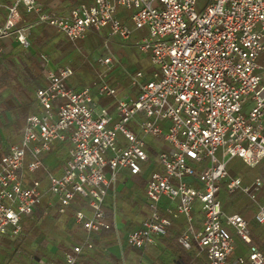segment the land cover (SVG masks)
Returning a JSON list of instances; mask_svg holds the SVG:
<instances>
[{
    "label": "built area",
    "instance_id": "built-area-1",
    "mask_svg": "<svg viewBox=\"0 0 264 264\" xmlns=\"http://www.w3.org/2000/svg\"><path fill=\"white\" fill-rule=\"evenodd\" d=\"M120 7L131 12L128 19L119 17ZM21 9L36 20L25 19ZM41 24L72 42L91 31L124 41L145 31L135 46L149 56L151 78L126 70L139 93H122L109 82L120 65L110 55L101 59L105 69L94 82L75 89L73 65L40 53L46 84L36 89L19 140L0 157V243L24 245L44 204L37 221L54 210L79 237L55 250L47 232L54 255L40 257V264H80L95 250V237L124 229L107 198L116 197L127 171L132 183L144 181L146 195L139 224L125 236L140 250V264H151L142 258L146 249L162 244L181 220L178 241L198 249L199 257L204 252L199 264H264L249 221L226 212L221 200L224 184L231 194L242 189L264 233V176L245 182L228 170L239 158L264 173V0H75L63 10H45L38 0H0L2 65L15 63L11 54L27 64L32 32ZM237 236L245 252L236 251ZM31 248L26 257L34 260L38 246Z\"/></svg>",
    "mask_w": 264,
    "mask_h": 264
},
{
    "label": "rangeland",
    "instance_id": "rangeland-1",
    "mask_svg": "<svg viewBox=\"0 0 264 264\" xmlns=\"http://www.w3.org/2000/svg\"><path fill=\"white\" fill-rule=\"evenodd\" d=\"M120 10L124 11L126 14L131 13L130 11H128L124 7H120ZM22 13H23L24 18L29 19V21L37 18L35 13L26 14V13H24L23 10H22ZM56 35H58L57 32H56ZM58 36L61 38V42H59L58 44L52 43L50 45V48L54 52L53 54L56 53V56L63 58V61L65 60L64 63L69 62L73 65V67L76 69V75L74 78L77 79L76 83L80 87L87 86L96 80V78L99 76L101 71L103 69H105L102 67L101 59L108 57L110 55L122 57V59L125 61V63H124L125 69L126 68L132 69L134 71L136 69L143 70L144 73L146 74L145 75L146 77H147V75L148 76L151 75L152 66H151L149 58L147 57V54L145 55V54H142L141 52H139V50L134 46L135 44H133L134 41L132 39H130L127 43H124L123 41L120 40L119 37L108 36L105 31L103 33L98 32V31H91L84 39L78 40L76 42H72L62 35H58ZM25 57H27V56L23 52V58H25ZM9 58L13 59L15 63L9 62L7 60L6 61L7 67H6L5 65H2V63L0 62V72H4V70H6V69L10 70L11 68H17L18 70H22V69H20L22 64H19L13 58L12 54ZM95 59H97V60H95ZM60 60H62V59H60ZM26 61L28 63V58L26 59ZM111 73H112V71H111ZM120 75L124 78L126 77V79L119 80L118 77H120ZM114 80H115V83L119 82V83H121L120 86L123 85L127 89H129L131 87V84H132L131 77L129 76V74L123 75L121 72H117L116 74H114V76L110 78L109 82L114 84L113 83ZM45 84H46V82H45ZM6 86L11 88L9 85H6ZM7 90H8L7 87L6 88L1 87L0 88V96H2L1 94L4 93V97H5ZM35 92H36V90H35ZM34 98H35V94H34ZM107 101L108 100L104 99L103 103H106ZM21 102L23 103L22 100H21ZM33 102H34V100H33ZM10 111L11 110L9 109V107L4 106L3 99L1 97L0 98V134L3 131V133H5V137L7 136V138H9V140H8L9 143H13L19 139L21 134H18V135L16 134V135L11 136L10 134L8 135V132H6V128L11 123V115L12 114L10 113ZM22 114L24 115L25 118L27 117L25 115L26 112L22 113ZM1 152H3V151H0V153ZM0 156H1V154H0ZM61 158H64V156L61 155ZM240 162H241V164H240L241 167L240 168L238 167L239 168L238 170L242 171L244 174L249 176V174H251V173L249 171L246 172L248 168L244 165V162L241 161V159L235 158L234 162L233 161L231 162L234 164H230V165H232L234 167L237 165V163L239 164ZM243 167H245V169ZM234 169L235 168H233L232 171H234ZM249 170L253 171L254 172L253 174H255V175H259V176L263 175L264 176V173H262V171L259 168L249 169ZM38 174L39 173H34L35 176H37ZM243 184H245V183H243ZM223 189H225V184L223 185ZM223 192L221 195V200L224 201V203H225V211L226 212L236 211L234 206H233V204H235L233 201H243V200L249 201V199L246 198V195L244 194L242 189H238L236 192H234L232 194L231 193L228 194L226 192L223 193ZM123 193H124V197L121 199V201L118 200L117 202L122 203V205H123L122 209H121L122 212L125 213L123 215L126 216V214L129 213V214H127V216L130 218L128 219V221L126 222V224L124 226V230H125L124 234H125L131 228H133L134 226L137 225L136 221L139 220L140 216H137L136 214L134 215L133 213L130 214V212L128 210L129 205H130V203H129V201H130L129 192L124 191ZM262 195L264 196V193L259 195V200H261V201H262L261 198H263ZM226 199H230L232 201L226 200ZM243 206H244V204H243ZM38 216H39V213L37 214L36 217H38ZM122 223H123V221H121V225H122ZM43 224H45V226L43 225V228H47L50 230V235L52 237V241H53L52 245L53 246L58 245L59 243H62L64 241L66 242V240H68L67 234L63 231H60V229H58L56 226H54V222L51 219L44 221ZM43 228L42 229L36 228L35 230L30 231L28 234V238L24 242V247H23L22 242L21 243H19V242L14 243V244L19 245V247L24 248V253H23V256H21V257L19 255H17L16 252L14 253L11 251L8 252V251L4 250V248L1 246L0 247V264H28L23 259L27 253L33 252L32 248H31V246L33 244L35 246H38V248L35 250V256L36 257L38 255V257L40 258L43 255H45L47 253V251H45V252L43 251L44 254L39 251V247H40V250L43 249V247L47 244V241H48L45 238L47 231H43ZM112 231L116 234V242H114L113 244H105L101 240L97 241L98 243L95 245V248H94L95 249L94 252H96V251L97 252L94 255L95 258L93 259V261H101L102 263L106 262L105 264H107L108 262H110V259L108 260V258H105L102 253H104L108 247L114 248L116 246V244L122 245V247H123L124 235L122 234V232L120 231L118 233L120 236V238H118L117 237L118 234L115 232V230L113 229ZM71 237H72L71 240H73V241L78 240L76 237V232H72ZM117 241L120 243H118ZM10 242H11L10 244H13L12 241H10ZM98 251H100V253ZM48 254L54 255L53 253H48ZM15 256L19 259V261L13 262L11 260V259L15 258Z\"/></svg>",
    "mask_w": 264,
    "mask_h": 264
},
{
    "label": "trees",
    "instance_id": "trees-1",
    "mask_svg": "<svg viewBox=\"0 0 264 264\" xmlns=\"http://www.w3.org/2000/svg\"><path fill=\"white\" fill-rule=\"evenodd\" d=\"M125 16H126V13L125 14H119V17L121 19H125ZM56 36H57L56 31L51 26H49L47 24H42L40 26H37L33 30L32 35H31V39L34 43L35 52H34L33 58L30 61V63L29 64L27 63L26 65H21L20 69H22V70H18L17 68H11L10 70L6 69V70H4V72H0V88L1 87L2 88L3 87L8 88V90L6 91L5 97H4V93H2L1 94L2 96H0V98L2 97L4 106L9 107V109L11 110L10 113L14 116L13 117L11 115V123L6 128V132H8V135L10 134L12 136V135H16V134L17 135L22 134L23 127H24L25 120H26V118L24 117V115L22 113L26 112L25 115L27 116V114L30 113L31 111H33V109L35 108V106H33L35 90L37 88L43 86L46 82V79H45V63L41 59L40 53L42 51L48 52V53H54L51 50L50 45L52 43H54V39ZM95 60H97V59H95ZM115 72L117 73L120 71H115ZM115 72H113V73L110 72V78L113 77L114 74H116ZM122 74H123V72H122ZM123 75H125V74H123ZM118 79L119 80L126 79V77L124 78L120 75V77H118ZM145 79L148 80L150 78L147 75V77L145 76ZM113 83L121 85V83H119V82L115 83V80ZM6 85H9L11 88H9ZM121 88H122L121 89L122 92L129 91V92L135 93V94L139 93V89L137 88V86H134L133 84H131V87L129 88L130 90L125 88L123 85L121 86ZM21 100L23 101V103L21 102ZM8 140H9V138H7V136L5 137V133L2 135L0 134V151H3V149L10 144ZM0 154H2V152ZM62 155H64V153ZM234 160H233V162H234ZM230 164H234V163H230ZM240 164H241V162L239 164L237 163V165L234 167L232 165H229L228 170H229L230 176L234 177V176L241 174V173H242L241 175H243V176L246 175L242 171L238 170L241 167ZM244 165L248 168L246 172L249 171L251 174L254 173L253 171L249 170L250 168L245 163H244ZM233 168H235L234 171H232ZM243 168L245 169V167H243ZM140 183L143 184L144 182L142 181ZM142 189H143L142 185H139V191H142ZM223 191L228 193L225 189H223ZM228 194H230V193H228ZM221 195H222V193H221ZM122 198H123V195L121 196V199ZM129 198H130L129 207H132L136 204L137 200L132 201L133 200L132 196ZM226 200H230V199H226ZM230 201H232V200H230ZM141 202H143V205L146 203V201H144V200ZM233 202L235 203V204H233L235 210L241 211L244 203H240V201H233ZM222 203H223V207H224L225 206L224 201H222ZM244 205L247 206V203ZM122 206L123 205H121L120 209H122ZM38 213L39 212H36L34 218H32L30 220L31 225L29 227H27L30 231H33L36 228L42 229L43 225L45 226V224H42L40 226H36V219L38 218L36 216ZM239 213H241V212H239ZM242 214H244V213H242ZM254 221L255 222H253V224L255 223L256 224V225L254 224L255 226L260 227L259 230L262 232L263 226L260 225L255 220V218H254ZM249 223H250V221H249ZM183 224H184L183 220L174 223L169 228V233L165 238V242H166L167 246L170 247L174 251V254L176 255L178 260H181L187 264H199L205 256L204 252L202 253V256L199 257L197 255L198 249L194 248L191 250H187L178 241V237H179V234L183 228ZM72 230H74V228ZM100 237H101L100 240L102 242H104L105 244H113L114 242H116V234L112 230L103 231L101 233ZM253 237H254V239H256L255 233H254ZM123 240H124L123 241V248L125 250V254H129V255H133L135 253L139 254V252H140L139 249L134 250L130 245L127 244V242L125 241V238ZM16 242L17 241H12L13 244H10L11 242L7 238H5V240H3L0 243V247L2 246L4 248V250H6L8 252H10V251L14 252V253L16 252L17 255H19L21 257V256H23V253H24V248H23L24 245H23V247H19V245L14 244ZM254 242L264 252V242L261 240H258V241L255 240ZM19 248H21V251H19ZM43 249H45V248L43 247ZM43 249L40 250L41 253L43 252ZM236 251H237V249H236ZM237 252H239V251H237ZM104 257L108 258V260L110 259V262H108V264H122V261L119 259V257H117L113 254H111V256L108 255V256H104ZM93 259L87 257V255H83L80 259V264H101L99 262L94 263ZM11 260L13 262L19 261V259L16 256H15V258H13ZM23 260L25 262H27L28 264H40L39 259H38V255L34 260H29L26 256L24 257Z\"/></svg>",
    "mask_w": 264,
    "mask_h": 264
},
{
    "label": "crops",
    "instance_id": "crops-1",
    "mask_svg": "<svg viewBox=\"0 0 264 264\" xmlns=\"http://www.w3.org/2000/svg\"><path fill=\"white\" fill-rule=\"evenodd\" d=\"M80 1H83V2H90V0H80ZM73 2H75V0H38V4L41 6V7H43L45 10H53V9H61V10H63V9H65V7H66V5H68V4H70V3H73ZM119 14H125V12L124 11H121V10H119ZM128 19V14H126V16H125V19ZM27 20H29V19H27ZM34 20H36V19H34ZM124 20V19H123ZM30 21H33V20H30ZM129 24H130V22H129ZM42 25V24H41ZM38 26H40V25H38ZM36 28V27H35ZM34 28V29H35ZM53 28V27H52ZM56 31V30H55ZM146 34V32L145 31H140V30H136L135 32H134V34H133V36H132V40L134 41V43L133 44H135L138 40H140L144 35ZM32 40V39H31ZM121 41H123L124 43H127L129 40H126V41H124V40H122V39H120ZM33 42V41H32ZM59 42H61V38L57 35L56 37H55V39H54V43L53 44H55V43H59ZM135 46V45H134ZM136 47V46H135ZM137 48V47H136ZM33 49H34V43H33ZM34 52H35V49L33 50V52H32V54L31 55H29V57H28V64L30 63V61L32 60V58H33V55H34ZM140 52V51H139ZM142 53V52H141ZM53 56H54V58H55V61H57V62H65V60L63 61V58H60V57H58V56H56V53L55 54H53V53H51ZM142 54H145V53H142ZM146 55V54H145ZM117 57V56H116ZM147 57L149 58V56L147 55ZM119 60H120V65H118V68H115V69H118V70H116V71H120L121 73L123 72V74H126V70L127 71H129V70H132V69H125V66H124V63H125V61L122 59V57H117ZM60 59H62V60H60ZM122 60V61H121ZM149 60H150V58H149ZM134 69V68H133ZM136 70H138V69H136ZM143 71V70H142ZM144 72V71H143ZM74 78V77H73ZM71 79V85H72V87H74L75 89H80V88H82V87H80V86H78L77 85V79ZM149 78H151V75L149 76ZM78 87H77V86ZM122 93H124V94H126V95H129V96H131V97H136L137 95H138V93H131V92H129V91H124V92H122ZM11 96V95H10ZM9 96V97H10ZM103 100L104 99H102L101 100V104H106V103H103ZM107 100V99H106ZM251 169V168H250ZM256 169V168H255ZM253 176H258V175H252V174H249V176L248 175H244V180H245V182H247V181H250L251 179H252V177ZM131 178L132 177H130L129 176V173L127 172V171H123L122 173H121V175H120V177H119V181H118V184H117V194H116V197H115V195H114V193L113 192H111L110 193V195L108 196V198H107V202L109 203V204H112L113 202H115L116 204H115V207H117V213H118V215H119V217H120V219L121 220H119L118 221V223L121 225V221H123V223H126L127 221H128V219L130 218V217H128L127 216V214H129V213H127L126 214V216L125 215H123V214H125L124 212H122V210L120 209V207H121V205H122V203H118L117 201L118 200H120L121 201V196L123 195V197H124V191H128L129 192V197H133V200L132 201H136L137 200V202H136V204L134 205V206H132V207H129L128 208V210H129V212H130V214L131 213H133L134 215L136 214L137 216H140V218H139V220H137L136 221V223L138 224L139 223V221H140V219H141V214H140V212H141V210H142V208H143V202H141V201H146V195H145V192H144V183L143 184H141L140 182H142V180H139V181H137V182H134V183H132V180H131ZM134 179V178H133ZM144 182V181H143ZM139 185H142V191H139ZM264 193V190L261 192V194H263ZM260 194V195H261ZM262 197L263 198H261L262 199V201L260 200V202L261 203H264V196L262 195ZM140 201V202H139ZM244 202H246L247 203V206L246 205H244L243 207H242V209H241V211H234V212H241V213H244L243 215H244V217L248 220V221H250V227H251V233H252V237L254 236V233H255V238L256 239H254V237H253V240L255 241H258V240H261V241H263L264 242V233H263V231L261 232L260 230H259V228L260 227H258V226H255V225H253V222H255L254 221V216H255V212H256V210H257V207L255 206V205H252V203H251V201H247V200H243V201H240V203H244ZM246 203H244V204H246ZM225 207V206H224ZM44 208V204H42L41 205V209L39 210V211H37V212H40L42 209ZM224 210H225V208H224ZM228 213H233L232 211H229ZM39 215H40V213H39ZM39 217V216H38ZM57 218V216H56V214H55V211L54 210H52L51 211V213H50V216H49V218H47V219H45V220H42V221H37V219H36V226H40V225H42L43 224V222L44 221H46V220H48V219H51L53 222H54V226H56L58 229H60V231H63V232H65L66 234H67V236H68V240H66V242L64 241V242H62V244H65V245H67V244H70V243H72L73 242V240H71L72 239V237H71V235H72V232H77V233H79L78 232V230H76V227H75V229L74 230H72L73 228H70V229H67V227H66V225L64 224V222L62 221L63 220V218H61V219H56ZM123 223H122V225H123ZM30 224V223H29ZM31 225V224H30ZM29 225V226H30ZM135 227V226H134ZM132 229V228H131ZM43 231H47V232H50V230L49 229H47V228H43ZM124 229L121 231L122 232V234L124 235V238H125V236H126V233L124 234ZM101 236V234H99L97 237H95V243L97 244L98 242L97 241H100V237ZM76 237L78 238L79 237V235H76ZM118 242V241H117ZM118 243H120V242H118ZM60 244V243H59ZM32 246H34L35 247V245L33 244ZM31 246V247H32ZM58 245H56L55 247H54V249L56 250L58 247H57ZM44 248L45 249H43V251L45 252V251H47V253L45 254V255H49L48 254V248L46 247V245L44 246ZM47 248V249H46ZM115 248V249H114ZM114 248H112V247H108L106 250H105V252L104 253H102L104 256H111V254H113V255H115V256H117V257H119V259L122 261V264H140V260H141V253L139 252V254H133V255H129V254H125V250H124V248L122 247V245H119V244H116V246L114 247ZM245 250H246V245L243 243V241H242V239L239 237V236H237V251H239L240 253L241 252H245ZM35 251V250H34ZM39 251H40V247H39ZM95 251V250H94ZM94 251H89L88 253H86V255H87V257H89V258H94V255H95V253L97 252H94ZM52 252H54V253H56L55 251H52ZM99 253H100V251H98ZM43 253V252H42ZM50 253V252H49ZM110 253V254H109ZM44 254V253H43ZM132 254V253H131ZM44 256V255H43ZM142 258H143V260L144 261H148V262H150L151 264H177V261H180V260H178L177 259V257H176V255L174 254V251L170 248V247H168L167 246V244H166V242H165V239L163 240V242H162V244H160L159 246H153V247H149V249H146V252H145V255H144V257L142 256ZM38 259H39V257H38ZM101 263V264H105V263H102L101 261H94V263ZM108 264V263H107Z\"/></svg>",
    "mask_w": 264,
    "mask_h": 264
}]
</instances>
